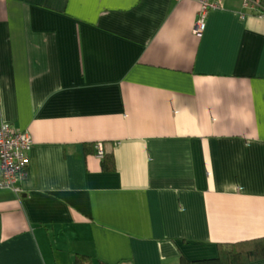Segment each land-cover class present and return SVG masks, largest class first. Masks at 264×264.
Listing matches in <instances>:
<instances>
[{
	"label": "crops",
	"instance_id": "0c3cea01",
	"mask_svg": "<svg viewBox=\"0 0 264 264\" xmlns=\"http://www.w3.org/2000/svg\"><path fill=\"white\" fill-rule=\"evenodd\" d=\"M198 10L0 0V122L32 138L20 192L0 188V264H176L264 237V16L222 0L196 34Z\"/></svg>",
	"mask_w": 264,
	"mask_h": 264
},
{
	"label": "built area",
	"instance_id": "2783aa9c",
	"mask_svg": "<svg viewBox=\"0 0 264 264\" xmlns=\"http://www.w3.org/2000/svg\"><path fill=\"white\" fill-rule=\"evenodd\" d=\"M199 4L194 32L201 34L209 11L221 7L222 0H196ZM243 6L254 14L264 16V0H243ZM32 138L26 131H17L7 122H0V188L13 189L19 193L18 182L26 175L29 162L28 151ZM98 156L103 155L100 144L96 146Z\"/></svg>",
	"mask_w": 264,
	"mask_h": 264
},
{
	"label": "trees",
	"instance_id": "16d2710c",
	"mask_svg": "<svg viewBox=\"0 0 264 264\" xmlns=\"http://www.w3.org/2000/svg\"><path fill=\"white\" fill-rule=\"evenodd\" d=\"M91 146L89 145V147ZM101 164L103 170L106 171H112L115 168L111 154L102 155ZM260 259H264V237L233 243H220L218 245V254L213 258L191 260L180 256L176 264H245ZM74 264H92V261L87 255L77 254Z\"/></svg>",
	"mask_w": 264,
	"mask_h": 264
}]
</instances>
